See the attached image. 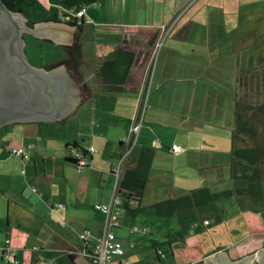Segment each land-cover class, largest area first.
I'll use <instances>...</instances> for the list:
<instances>
[{"label":"crops","instance_id":"obj_1","mask_svg":"<svg viewBox=\"0 0 264 264\" xmlns=\"http://www.w3.org/2000/svg\"><path fill=\"white\" fill-rule=\"evenodd\" d=\"M39 1L59 17L56 21L47 22L68 25L75 28V32L72 46L55 44L45 38L37 39L66 52L67 57L60 59V62L69 59L65 48L80 45L83 51L80 67L82 75L79 76L81 80L75 78L67 66H56L57 60H54V67L45 68L52 70L64 66L71 79H75L80 98L79 107L71 115L52 123L67 122L83 111L82 107L86 102L95 100V107L91 110L93 120L87 123L88 120L83 119L78 130L69 128L67 137L64 138L66 151L61 144L63 151L55 153L56 163H59L62 158L68 162L66 156L69 144L77 143L84 149L92 147L97 151L93 156L88 155L91 164L84 169V173L80 171L77 190L82 192L85 187L88 197L92 189L95 192L94 207L111 202L116 186L114 172L128 147L122 143L130 138L139 108L140 86L153 49L151 39L160 36L162 27L169 26L168 44L166 43L152 82L148 113L138 145L132 152L139 148L135 157H129L126 166L132 167L137 163L143 148L155 150L154 168L141 198L142 207L168 198L182 197L199 188L218 192L211 186L230 179L227 178L230 151L223 152V148L216 145L210 135L209 143L203 133L194 127L196 95L190 87L197 78L204 79L207 84L227 86L215 93L207 92L201 100L203 104L199 106L206 114L196 120V125L210 126L214 132L223 130L226 133L227 118L231 115L234 133L237 101H249L252 104L264 101V45L259 41L264 34V0H99L86 8L84 17L77 16L75 11L52 5L50 0ZM102 28H106L105 32L101 31ZM125 35L126 43L122 40ZM89 37H95L96 47L92 48L96 59L94 78H87L83 73L87 66ZM117 51L136 53V60L124 87L118 92L109 93L97 76L102 63ZM85 85L86 89L83 88ZM227 100L231 101L229 108L219 103ZM209 113L211 119L207 123L204 118ZM171 119L179 122L180 127L169 122ZM185 126L187 129H184ZM174 127L179 133H184L186 140L180 142L179 137H175L174 141H168L164 129ZM19 129L23 135L20 141L13 144V149L18 148L22 154L10 151L11 145L7 141H0V246L3 247L5 240L9 239L18 248L16 264H91L83 255L85 243L79 239V235L88 230L91 240L87 245L93 247L94 241L103 235L105 215L91 214L85 208H65L63 204H52V208H48L50 202L44 199H36L38 206L31 200L28 201L23 189L26 183L32 182L41 173L46 177L59 176L67 184L72 180L67 177L66 168L62 170L55 164L49 169L40 167L38 157L34 158L42 150L50 153L47 149H53L54 143L42 145V137L28 135L29 126ZM13 132L15 130L9 133L14 134ZM190 132L195 135L198 133V139H191ZM223 132L220 131L219 134ZM219 134L216 133V137ZM218 138L221 139V136ZM175 147H181L182 151L172 153L171 148ZM159 161L169 163L170 166L173 164V171L183 178L180 184L175 182L174 186L170 185V194L156 195L153 192L156 182L166 175L163 168L156 167ZM32 162H35L34 168ZM22 166L29 167V173L23 171L22 175ZM196 174L199 175L200 187L188 189L187 182L195 179ZM147 199L148 202L144 203ZM215 203L223 208L221 201ZM137 218L138 216L127 218L122 213L121 227L116 229L120 240L121 231L124 230L126 238V230L137 224ZM55 219L58 221H54ZM63 221L62 225H69L66 233L56 229ZM76 237L79 244L74 240ZM141 241L153 250L155 256L158 244L154 241L162 243L164 239ZM172 246L173 259L177 264L200 261L192 258L191 251L182 245V241ZM125 249L128 251L126 246ZM164 249L166 248L163 251ZM147 260H140L135 264H153L152 259ZM0 264H8L1 255Z\"/></svg>","mask_w":264,"mask_h":264},{"label":"rangeland","instance_id":"obj_2","mask_svg":"<svg viewBox=\"0 0 264 264\" xmlns=\"http://www.w3.org/2000/svg\"><path fill=\"white\" fill-rule=\"evenodd\" d=\"M105 29L106 28H102L101 31L105 32ZM93 31L94 35L95 28ZM160 31L162 34V29ZM169 35V33H167L166 35L164 33L162 34L161 42L163 41V47L160 50L155 69H157V66L163 56L165 47L168 44L167 40L169 38ZM24 37L26 56L29 62L34 66H43L44 68H48L56 63L54 60H57L59 63L61 61L60 59L67 57L66 52L57 48V46L55 47L48 42L38 40L35 36H32L28 33L25 34ZM259 41H261L262 45H264V34L260 36ZM89 42L90 43H88L87 45V66L85 68V71L83 70V73L84 75H86L87 78H94L95 73L93 74V72H95L96 59L93 55V52L95 50L93 51L92 48L94 49V47H96L95 37H89ZM64 66L66 67L67 64H64ZM226 87L227 86L224 85L207 84L205 83L204 79L200 80L199 78L194 80L190 87L191 91H194L196 95L195 107L197 108L196 112L193 115V118L195 120L194 127H196L198 131L203 133V137L207 139L209 143L210 140L208 139V136L210 135V138H212L216 142V145H220L223 148V152H226L227 150L228 152L231 151L230 144L232 142L231 139L234 134L232 116L229 115V117L227 118L228 121L226 122V133H224L223 130H218L217 132H214L213 128L206 125L197 126L196 120H198V118H203V115L206 114V112L201 111L199 107L203 104L201 100L204 95H206L207 92L215 93L216 91H221V89H224ZM83 88L86 89V85L83 86ZM92 94L94 95L95 91H93ZM219 103L223 104L224 106L227 105V108L231 107V101L229 100L224 102L219 101ZM94 107L95 100L90 99L83 105V111L80 114H75L65 123L33 122L30 124H13L0 130V141H7V143L11 145L10 151L12 152L13 150H18V148L13 149V144H15L17 141H20V138L22 137L23 133L22 130L19 128L23 126H29V130L27 131L28 135L34 137H42V140L40 141L42 145L47 143H54L53 149H47L50 150V153L44 152V150H42V152L35 154L34 158L38 157L40 167L44 166L45 168L49 169L55 164V166H59L62 170L66 168L65 173L67 177L72 180L71 183L67 184L59 176L46 177L43 175V173H41L39 177L33 178L32 182L26 183V186L23 189L28 201L31 200L35 203L36 206H38L36 199H44L50 202V206L48 208H52V204H54L55 206H58V204H63L65 205V208H85L86 211L90 210L91 214H101V212L96 211L94 207L93 201L95 199V192L91 189L87 197L85 187H83L82 192H79L77 190V180L78 178H81L80 171H83L84 173V169L80 170L75 166L74 163L65 162L64 158H62L59 163H56L55 155V153L59 154L61 151H63L61 144H63V148L65 150L64 138L67 137V130L69 128H71L70 130L74 128L78 130L80 129L79 125L83 123V119H87V123H90L93 120L91 110ZM207 115L208 117H205L204 119H207L208 123V121L211 119V114L209 113ZM173 119H171L169 122H172L175 126L180 127L179 122ZM184 129H187V127L185 126ZM14 130V134L9 133L10 131ZM164 130V134L168 136V141H174L175 137H179L180 142L186 140L183 135L184 133H179L176 127ZM220 131H222L223 133L219 134ZM216 133L219 134L217 135L218 137L221 136V139L216 137ZM189 134L191 135V139H198L199 137L198 133L195 135L194 133L191 134L190 132ZM200 135L202 136L201 133ZM224 137H226L228 140ZM138 148L139 147H137L136 150L131 153V158L132 156H136ZM34 163L35 162H32L33 168ZM156 167H161V169L163 168L166 171V175L164 179L157 181L156 185L154 184L157 187L153 186V192H155L156 195L170 194V185L174 186L175 182L177 183V185L180 184V181H182L183 178H181L179 174H176L173 171V164H171L170 166L169 163L163 164L159 161ZM23 171L25 173H29L30 168L27 166H22V175H24ZM198 178L199 175L196 174L195 179L191 180L190 182H187L188 189L200 187ZM227 178H230V176L227 175ZM245 182L247 181L237 179H226L220 183L213 184L211 188L215 191L234 189L236 187H241L242 185H245ZM146 198H148V196ZM149 199L145 200L144 203H147ZM221 202V207L223 206L222 209L219 207V203H210L209 205L200 208H192L190 210L185 211L181 210V212H178V214L175 215L173 218L163 219L162 222H158L157 224H155V222H151L153 219L150 215V210L146 211L143 214H140L137 218L139 220H137L136 225H141L143 223L142 225H145L149 228L150 233H148L147 235L142 233H136L135 235H131L130 233H128V230H126V238H124V230L120 233L122 234L120 238L123 244L128 249L127 257L130 260V264H135L140 260L148 261V258L152 259L153 264H177V262L173 259V255L170 250L167 255V260L164 259L162 261H159L158 259H155L153 250L150 249V247L145 246L141 241L143 239L148 240L151 238L162 239L163 235L167 232L168 229H171L172 232L182 231L184 233V239L181 240L182 245L184 247H187L191 251L192 258L197 261H202L206 257L213 255L218 251H227L229 255H231L233 258H238L247 257L256 252L257 250L264 248V201L255 202L249 199V197H234L231 200H221ZM54 221L58 220L55 219ZM64 222L65 221H63L60 226L56 229L58 231H64L66 233L67 227L69 225H62ZM165 225L168 226L167 230L161 227ZM61 226L62 229H60ZM52 232L55 231L53 230ZM75 233L76 230L74 231L73 235H75ZM74 240L77 241V244H79L78 237H76Z\"/></svg>","mask_w":264,"mask_h":264},{"label":"trees","instance_id":"obj_3","mask_svg":"<svg viewBox=\"0 0 264 264\" xmlns=\"http://www.w3.org/2000/svg\"><path fill=\"white\" fill-rule=\"evenodd\" d=\"M3 1L13 12H21L25 14L29 20V25L31 26L37 23H42L44 21H56L57 19H59L57 14L49 11L39 0ZM98 1L99 0H50L52 5L75 12H80L82 9H86L87 7L94 5ZM160 36L157 35L155 38L151 39V44L153 45V47L157 44ZM122 40L125 43L127 42L126 35L122 38ZM65 49L69 54V59H65L62 62L57 63L56 66L60 64H67L69 70L73 73V76L75 78L76 75H82L80 72V67L82 65L83 59V51L81 46L75 45L74 47ZM135 60L136 53L117 51L113 54V57L106 59L102 63L97 77L101 80L102 85H104L109 93L118 92L120 91V88L122 89V87H124V85L128 81ZM52 67L54 66H51L49 68ZM155 72L154 75H152V82L154 80ZM145 74L146 69L144 75ZM143 79H145L144 76ZM151 88L152 83L150 85L148 95H145L141 107H139L141 111L145 109L144 114H146L142 122V127L149 109L152 91ZM140 133L139 135H132L129 139L126 138L122 143L126 144L128 147L121 158L123 159L122 170L120 177L117 179L115 191L113 194V196H116L121 201V205L119 208L121 215L124 212L125 217L135 218L140 214L145 213L146 210H150V215L153 219V221L151 222H155V224H157L158 222H162L163 219L173 218L178 214V212H181V210L185 211L192 208L204 207L209 205L210 203L219 202L221 200L223 201L224 199L231 200L234 197H249V199L255 202L264 201V101L257 104H252L249 101L236 102L235 130L232 138L228 173L230 179L244 180L247 182H245V185L236 187L234 189H225L218 192H212L209 188H199L197 190H193L188 195L177 198H168L154 203L148 207H142L141 198L148 186L150 173L152 168H154L153 163L156 155L153 148H143L141 150L137 163L132 167L126 166L128 158L130 157L135 147L138 145ZM71 149H76L77 151H79L80 155H82L83 158H88V155L93 156L89 153V149H84L77 143L67 145L68 153L66 156V160L68 162L74 163L77 168L78 160L76 158H71L69 155ZM171 149L172 153H180L182 151L181 150L180 152H175L174 148ZM88 160L89 165L86 168H88L91 164V160L89 158ZM110 203L97 205H109ZM97 205H95V207ZM133 226H139L141 228L143 227L147 229L145 235L150 233L149 228L141 224L128 227V233H130L131 235L141 233L134 232L132 230L134 228ZM120 227L114 229L115 233L116 229ZM161 227L167 230L168 226L165 225ZM117 239L125 249L122 241L118 237ZM163 239L164 241L162 243H160L159 241H154L155 244H158V247L155 248V257L159 261H162L164 259L167 260V255L170 251L173 255L172 245L183 240L184 233L182 231L172 232L171 229H168L167 232L163 235ZM163 248L166 249H164L163 251ZM124 259L125 263L119 264H130L126 249ZM113 263L117 262L113 261Z\"/></svg>","mask_w":264,"mask_h":264},{"label":"water","instance_id":"obj_4","mask_svg":"<svg viewBox=\"0 0 264 264\" xmlns=\"http://www.w3.org/2000/svg\"><path fill=\"white\" fill-rule=\"evenodd\" d=\"M74 32L68 25L45 21L31 29L23 14L0 0V129L17 123L61 121L79 107L77 83L65 67L34 66L25 52V33L72 46ZM192 264H264V248L238 261L223 251Z\"/></svg>","mask_w":264,"mask_h":264},{"label":"built area","instance_id":"obj_5","mask_svg":"<svg viewBox=\"0 0 264 264\" xmlns=\"http://www.w3.org/2000/svg\"><path fill=\"white\" fill-rule=\"evenodd\" d=\"M86 15V9H82L80 12H77V16L84 17ZM162 34L165 35L169 32V26L162 27ZM162 34L157 42V44L153 47L149 62L146 67V74L144 75L145 79H143L141 86H140V102L139 107H141V104L144 100L145 95H148V91L150 88V85L152 83V75H154L155 67L157 63V59L160 53V50L163 45V41L161 42ZM149 84V85H148ZM144 110H140L138 108V112L136 115V118L133 122L132 128H131V134L130 137L134 134L139 135L142 127V122L144 120ZM182 149L181 147H175V152H180ZM89 153L94 155L96 153V150L94 148H89ZM14 153L16 154H22V151L14 150ZM70 157L76 158L78 160V168L80 170L85 169L89 165L88 158H83L82 155H80L79 151L76 149L70 150ZM120 164L117 166L114 174L116 177V183L117 179L120 177L121 170H122V163L123 159L120 160ZM121 205V201L116 197L113 196L112 202L109 205H97L95 207V210L101 212L106 216V223H105V229L103 231V235L99 239H96L94 242L93 247H88V243L91 240V234L90 232L84 231L79 235V239L84 242L85 247L83 248V255L88 258L91 264H111L114 262L119 263H125L124 255H125V249L123 248L122 244L117 239V235L114 231L115 228L121 226V213L119 211ZM132 229L134 232H141L142 234H145L147 229L141 228L139 226H133ZM17 248L11 244V241L9 239H6L4 242V246H0V255L3 257L4 260H6L9 263H18L16 254H17Z\"/></svg>","mask_w":264,"mask_h":264},{"label":"flooded vegetation","instance_id":"obj_6","mask_svg":"<svg viewBox=\"0 0 264 264\" xmlns=\"http://www.w3.org/2000/svg\"><path fill=\"white\" fill-rule=\"evenodd\" d=\"M19 13H21V12H19ZM21 14H23V13H21ZM24 15V17L26 18V25L29 27V28H33V26H31V25H29V20H28V18H27V16L25 15V14H23ZM26 34V33H25ZM24 34V35H25ZM62 65H64V64H62ZM68 68V67H67ZM70 71V70H69ZM76 78L79 80V75H76ZM82 91V90H81ZM32 123V122H31ZM26 124H28V123H26ZM9 126V125H8ZM8 126H6V127H8ZM3 128H5V127H3ZM2 128V129H3ZM1 130V129H0ZM230 257H231V259L232 260H235V261H238V260H241V259H243V258H245V257H238V258H233L231 255H230Z\"/></svg>","mask_w":264,"mask_h":264},{"label":"bare ground","instance_id":"obj_7","mask_svg":"<svg viewBox=\"0 0 264 264\" xmlns=\"http://www.w3.org/2000/svg\"><path fill=\"white\" fill-rule=\"evenodd\" d=\"M31 39V38H30ZM33 39V38H32Z\"/></svg>","mask_w":264,"mask_h":264}]
</instances>
